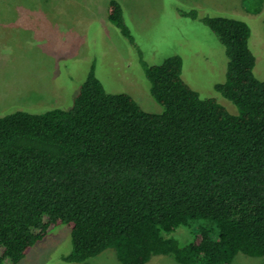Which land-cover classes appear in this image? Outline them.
I'll return each instance as SVG.
<instances>
[{
    "label": "trees",
    "instance_id": "16d2710c",
    "mask_svg": "<svg viewBox=\"0 0 264 264\" xmlns=\"http://www.w3.org/2000/svg\"><path fill=\"white\" fill-rule=\"evenodd\" d=\"M108 20L134 46L115 0ZM202 21L228 59L214 90L237 115L192 89L172 56L143 63L158 114L106 92L92 71L72 108L0 117V264H19L59 225L71 231L65 263L113 249L120 264L155 255L231 264L239 254L264 264V81L254 75L246 23ZM180 228L192 233L184 245Z\"/></svg>",
    "mask_w": 264,
    "mask_h": 264
},
{
    "label": "rangeland",
    "instance_id": "374dc122",
    "mask_svg": "<svg viewBox=\"0 0 264 264\" xmlns=\"http://www.w3.org/2000/svg\"><path fill=\"white\" fill-rule=\"evenodd\" d=\"M111 1L0 0V117L68 110L92 71L106 92L129 94L144 111L158 114L163 109L149 93L143 63L159 65L172 56L182 59V78L192 89L237 115V108L214 90L225 81L228 59L218 36L202 21L205 17L248 25L254 75L264 81V0L256 13L257 0H115L134 46L108 20ZM192 12L196 18L188 16ZM174 236L184 245L192 233L180 228ZM71 251L70 228L59 225L19 264H120L113 249L84 263L63 262ZM261 263L239 254L231 264ZM146 264L178 263L155 255Z\"/></svg>",
    "mask_w": 264,
    "mask_h": 264
}]
</instances>
